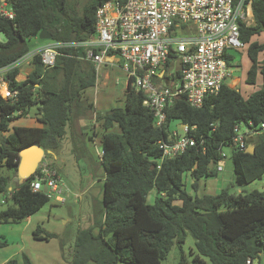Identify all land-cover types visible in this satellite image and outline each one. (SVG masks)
Wrapping results in <instances>:
<instances>
[{
	"label": "trees",
	"instance_id": "obj_1",
	"mask_svg": "<svg viewBox=\"0 0 264 264\" xmlns=\"http://www.w3.org/2000/svg\"><path fill=\"white\" fill-rule=\"evenodd\" d=\"M1 1H8L14 19L0 18V32L6 38L0 42V68L29 53L28 42L41 31L51 35L50 41L66 45L58 48L60 55L52 68L45 69L36 54L25 80L15 81L17 70L9 74L10 89L18 91L14 103L0 97V196L5 197L0 224H15L49 201L44 193L31 190L32 177L18 183L19 152L39 145L47 157L54 159L67 135L72 151L78 141L83 145L84 139L73 133V121L91 109L82 95L95 85L96 74L89 62L77 58L85 54L84 47L73 44L93 35L95 12L109 0H87L80 10L74 9L69 0ZM250 1L254 25L240 27L250 61L245 82L254 85L259 74L261 86L246 99L226 84L216 95L206 97L199 108L179 98L166 108V125L158 128L143 105L144 94L129 81L123 108L96 115L104 130L100 137L102 206L94 211L90 227L77 230L69 264H161L174 244L181 247L187 234L194 239L196 249L191 264H246L264 253V191L232 194L222 190L199 197L189 195L182 181L184 174L190 175L196 192L201 178L217 174L214 165L218 151L231 145L234 127L264 122V58L260 59L264 42L252 40L264 35V0ZM31 109H35L34 118L41 127L12 125ZM174 122L194 126L191 134L204 140L205 152L190 147L176 158L163 160L157 168L161 157L158 143L169 141L167 125ZM249 144L254 145V154L232 150L238 187L264 175V131ZM2 169L14 170L16 184L10 196L11 179L2 174ZM152 190L156 197L149 204L146 197ZM55 237L42 235L41 229L34 233L36 240L46 242ZM3 245L0 242V247ZM22 262L32 264L24 254ZM5 264L18 263L9 260ZM177 264L189 263L181 256Z\"/></svg>",
	"mask_w": 264,
	"mask_h": 264
},
{
	"label": "built area",
	"instance_id": "obj_2",
	"mask_svg": "<svg viewBox=\"0 0 264 264\" xmlns=\"http://www.w3.org/2000/svg\"><path fill=\"white\" fill-rule=\"evenodd\" d=\"M0 18L14 19L8 1L0 3ZM241 25H254L250 0H109L95 12L93 35L73 46L84 47L85 54L77 58L89 62L96 75L108 66L122 73L126 86L131 81L134 89L144 94L143 105L153 115L156 127L162 128L166 125V108L177 99L184 97L191 107L199 108L206 97L228 85L235 53L246 48L241 40ZM2 36L0 32V42L6 40ZM63 46L66 45L56 43L29 52L0 68V97L14 103L18 91L10 89L9 74L32 61L36 54L45 69L52 68L60 55L58 48ZM18 78L19 71L15 81L19 82ZM232 84L237 85L235 80ZM170 126L167 125L169 141L158 143L161 157L157 168L160 162L176 158L187 148L205 152L204 140L191 134L194 126ZM262 131L264 122L259 126L236 125L230 147L245 151L249 141ZM222 148L214 165L217 173L225 166ZM98 156L101 161L102 151ZM31 177L33 192L43 193L46 187L49 199L60 205L66 203L68 188L45 156ZM4 203L5 197L0 205Z\"/></svg>",
	"mask_w": 264,
	"mask_h": 264
},
{
	"label": "rangeland",
	"instance_id": "obj_3",
	"mask_svg": "<svg viewBox=\"0 0 264 264\" xmlns=\"http://www.w3.org/2000/svg\"><path fill=\"white\" fill-rule=\"evenodd\" d=\"M74 9L80 10L87 0H69ZM5 39V35L2 36ZM253 41L259 43L264 42V35L253 37ZM55 42L50 39L41 40L39 37L32 38L28 45L29 52H38L43 45ZM236 63L232 69V78L226 83L231 86L232 80L237 81V86L232 87L240 92L242 97L246 99L251 93L258 90L261 86V77L258 74L254 85H248L245 82L246 73L250 67V61L246 55V48L235 53ZM264 54L260 59L263 60ZM33 65L31 61L22 65L19 71V80H25L27 74L31 72ZM112 75L106 86H99L97 97L95 100V108L91 110L94 113L104 114L113 108H123L125 80L120 78L117 85L116 78L121 77L120 71ZM100 83V81H99ZM94 95V88L87 91L85 97L91 100ZM97 106V107H96ZM35 109H31L26 118L34 119ZM18 119L12 122L13 126H24L23 122H17ZM177 123L171 124L173 129ZM97 126V128H96ZM94 130V133L93 131ZM89 139L93 137L97 139L99 152L102 148L99 143V138L104 133L101 122L95 120V124L89 127ZM93 133V134H92ZM91 152L85 159L75 161V153H70L69 149L60 146L56 154L62 159V169L59 172L55 160L44 155L49 160L52 166L60 175L63 183L68 188L66 203L64 205L57 204L54 200L49 201L40 208L36 213L19 223L0 224V242L3 246L0 247V264H5L9 260H16L18 264H23L22 255H26L32 264H69L73 249L74 238L77 230L86 229L92 225L94 211L102 206L103 198V181L104 171L98 156L95 154L94 148L90 144ZM226 155L225 166L221 172L215 176L201 178L198 181V190L195 192L192 188L193 180L188 174L182 176L185 191L191 196H201L204 194L216 195L222 190H228L232 194L250 193L253 191H264V175L248 185L238 187L235 185L234 173L232 166V150L230 146L222 148ZM98 152V153H99ZM2 174L11 179V186L8 188L7 196L13 192L14 170L2 169ZM77 197V198H76ZM156 197V191L152 190L146 197L147 203L153 204ZM1 199V196H0ZM1 207V205H0ZM3 208V207H1ZM41 229V234H54L56 237L49 241L36 240L34 233ZM97 230H94L96 233ZM196 254L195 242L191 235L187 234L184 243L181 247L176 244L171 248L167 258L161 264H177L180 257L191 264L192 259ZM207 261V259L205 258ZM253 264H264V253L253 260Z\"/></svg>",
	"mask_w": 264,
	"mask_h": 264
},
{
	"label": "crops",
	"instance_id": "obj_4",
	"mask_svg": "<svg viewBox=\"0 0 264 264\" xmlns=\"http://www.w3.org/2000/svg\"><path fill=\"white\" fill-rule=\"evenodd\" d=\"M51 45L52 44L49 43V44H45L43 46L47 47V46H51ZM44 47H42V48H44ZM113 71H118V70L110 69L108 66H104V67L101 68L100 72L96 75L95 85L92 86L94 88V95H92L91 100L87 99L85 97V95L87 94L88 89H90L92 87L87 88L83 92L82 98H83V100L86 101L87 104H89L91 106V109L84 116H81V117H79V118H77V119H75L73 121V133H74V135H78L80 138L84 139L83 145H80L79 141L77 140L78 142L77 141L76 142L78 144H76V147L74 148L75 151H72L73 144H72V141H71V137H69V135H67L64 138V140L61 142V145H63V147L68 148L70 153H73V152L76 153L78 158H80L82 160L85 159V157H87L88 154H90V152H91L90 144L94 148L95 154L98 156L99 150H98V146L96 144L97 139L94 138V137L92 139H89V133H88L89 132V127L93 128V126L95 124V120H96V115H97V113L95 114L94 111L91 112V110L93 108H95V100H96V97H97L99 86H106L108 84V82L110 81L112 75H116L117 74V73H113ZM122 77L123 76L121 74V77L116 78V81H115L116 85L119 82L120 78H122ZM20 81H22V80H20ZM99 81H100V83H99ZM235 82H236V84H238L236 80H235ZM125 85H126V83H125ZM232 85L233 84H231V86ZM125 89H126V87H125ZM123 105H124V101H123ZM26 117L27 116L19 118V120H17V122L18 123L19 122H23L24 124H26V125H24L25 127H41V125L36 122L35 118L34 119H30V118H26ZM96 128H97V126H96ZM91 131H93V133H94V130H91ZM114 131L117 132L116 128H114ZM99 143H100V138H99ZM94 144H96V146H94ZM98 158H99V156H98ZM54 160H55V163H56V167H57L58 171L60 172L61 169H62L61 167H62L63 161H62V159L60 157L58 159L57 156L54 158ZM103 180H104V176L102 178V181ZM250 264H253V261Z\"/></svg>",
	"mask_w": 264,
	"mask_h": 264
},
{
	"label": "water",
	"instance_id": "obj_5",
	"mask_svg": "<svg viewBox=\"0 0 264 264\" xmlns=\"http://www.w3.org/2000/svg\"><path fill=\"white\" fill-rule=\"evenodd\" d=\"M38 37L41 40L50 39L51 35L45 31H41ZM255 147L253 144H249L244 151L247 154H254ZM45 155V151L39 145H32L19 152V165L17 167V178L18 183H24L28 178H30L36 168L38 163L42 160ZM46 187L43 188V193H46Z\"/></svg>",
	"mask_w": 264,
	"mask_h": 264
}]
</instances>
